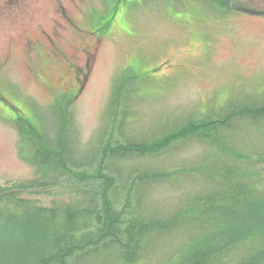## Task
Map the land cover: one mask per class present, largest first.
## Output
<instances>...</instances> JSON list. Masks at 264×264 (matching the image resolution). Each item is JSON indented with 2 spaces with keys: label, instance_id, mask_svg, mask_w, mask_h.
Instances as JSON below:
<instances>
[{
  "label": "rangeland",
  "instance_id": "1",
  "mask_svg": "<svg viewBox=\"0 0 264 264\" xmlns=\"http://www.w3.org/2000/svg\"><path fill=\"white\" fill-rule=\"evenodd\" d=\"M200 2L0 0V183L38 176L21 156L16 120L28 119L52 135L59 127L70 145L89 149L101 126L111 123L112 113L107 118L105 113L117 77L136 75L137 99L129 100L126 129L145 141L190 118L264 102V0H231L224 12ZM65 102L66 114L60 111ZM257 120L233 118L216 127L211 143L193 136L162 152L115 160L128 169L130 163L134 172L188 170L146 186V205L160 213L174 212L197 190L208 192L209 180L194 166L207 157L203 168L221 170L224 145L252 156L249 164L231 162L255 172L250 179L264 192V119ZM245 189L231 188L229 201L221 193L214 203L216 215L226 219L215 222L223 236L206 245L229 244L218 260L223 264H238L250 242L256 243L254 236L264 233V220L256 217ZM31 196L51 203L44 194ZM171 239L134 264H162L174 251ZM259 255L264 250L249 255L248 264Z\"/></svg>",
  "mask_w": 264,
  "mask_h": 264
},
{
  "label": "trees",
  "instance_id": "2",
  "mask_svg": "<svg viewBox=\"0 0 264 264\" xmlns=\"http://www.w3.org/2000/svg\"><path fill=\"white\" fill-rule=\"evenodd\" d=\"M198 1L223 12L231 2ZM135 80L136 75L114 80L105 113L106 118L112 113L111 123L101 126L89 149L70 145V139L62 135L59 127L52 135L35 129L28 119L16 120L21 156L36 167L38 176L0 183V264H134L150 248L169 242L168 238H172L170 245L175 252L162 264H223L218 260L220 254L229 249V244L224 242L215 248L206 244L218 242L223 236L215 222L226 219L216 215L219 210L214 203L221 193L229 201L231 188L240 193L246 191V187L256 217L264 220V192L250 179L256 173L249 169L248 172L245 167L242 171L231 162L240 159L249 164L252 156L235 152L232 146H223L221 170L203 168L207 157L194 166L197 173L201 172L209 180L208 192L200 188L202 190L195 191L187 202L170 213H160V210L150 209L154 206L146 205V186L163 175L176 176V171L188 170L147 167L134 172L130 163L128 169L115 160L162 152L193 136L211 143L216 127L228 126L233 118L255 122L259 117L264 119V102L243 103L223 115L190 118L145 141L139 135H130L126 129V124L130 123L128 111L132 108L129 100L137 99L133 94ZM67 104L60 107L64 114L68 113ZM195 176L202 184V178ZM36 194L49 196L51 203H39L31 196ZM179 230L185 234L178 235ZM254 237L256 243L250 242L251 248L242 252L238 264H248L249 255L264 250L258 249L264 243V233ZM193 241L195 245L191 244ZM167 250H171V246ZM255 257L254 264H264V255Z\"/></svg>",
  "mask_w": 264,
  "mask_h": 264
}]
</instances>
